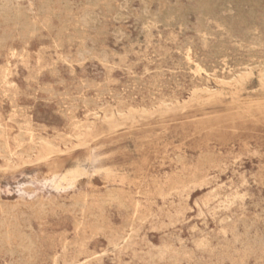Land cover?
Returning <instances> with one entry per match:
<instances>
[{"label": "rangeland", "instance_id": "obj_1", "mask_svg": "<svg viewBox=\"0 0 264 264\" xmlns=\"http://www.w3.org/2000/svg\"><path fill=\"white\" fill-rule=\"evenodd\" d=\"M80 1L0 0V264H264V0Z\"/></svg>", "mask_w": 264, "mask_h": 264}, {"label": "bare ground", "instance_id": "obj_2", "mask_svg": "<svg viewBox=\"0 0 264 264\" xmlns=\"http://www.w3.org/2000/svg\"><path fill=\"white\" fill-rule=\"evenodd\" d=\"M17 1H18V0H17ZM25 1H26V0H25ZM44 1H45V0H44ZM52 1H53V0H52ZM64 1H65V0H64ZM79 1H80V0H79ZM101 1H102V0H101ZM104 1H105V0H103L102 2H104ZM112 1H113V0H112ZM119 1H120V0H119ZM129 1H130V0H129ZM134 1H135V0H134ZM141 1H142V0H141ZM164 1H165V0H164ZM177 1H178V0H177ZM177 1H176V2H177ZM179 1H180V0H179ZM194 1H195V0H194ZM209 1H210V0H209ZM218 1H220V0H218ZM231 1H232V0H231ZM231 1H230V4H231V6H232V4L235 3V2L231 3ZM234 1H236V0H234ZM244 1H245V0H244ZM244 1H243V2H244ZM253 1H254V0H253ZM260 1H261V0H260ZM260 1H259V4L261 3ZM47 2H48V1H47ZM50 2H51V1H50ZM61 2H62V1H61ZM89 2H90V0H89ZM89 2L86 1V3H89ZM94 2H95V3H99V2H96V1H94ZM102 2H100V3H102ZM117 2H118V0H117ZM121 2H122V1H121ZM124 2H125V1H123L122 3H124ZM146 2H148V1L146 0ZM153 2H154V1H153ZM161 2L164 3L163 1H161ZM187 2H188V1H187ZM189 2H190V1H189ZM197 2H198V0H197ZM199 2H200V1H199ZM202 2H203V1H202ZM210 2H211V1H210ZM210 2H208V3H210ZM220 2H221V1H220ZM225 2L227 3L228 1H225ZM225 2L223 1V3H225ZM243 2H240V3L242 4ZM11 3H12V2H11ZM16 3H17V2H16ZM16 3H15V4H16ZM44 3H45V2H44ZM51 3H52V2H51ZM71 3H72V2H71ZM79 3H81V1H80ZM95 3H94V4H95ZM106 3H108V4L110 5V3H112V2L109 3L108 0H107ZM106 3H105V6H106ZM140 3H142V2H140ZM143 3H144V1H143ZM159 3H160V0H159ZM204 3H205V2H204ZM213 3H215V2H213ZM251 3H252V1H251ZM255 3H256V2H255ZM262 3H263V1H262ZM2 4H3V3H2ZM17 4H18V3H17ZM27 4H28V3H27ZM45 4H46V3H45ZM61 4H63V3H61ZM61 4H60V5H61ZM65 4H66V3H65ZM67 4H68V3H67ZM76 4H77V3H76ZM91 4H92V3H91ZM94 4H93V6L96 7L97 4H96V5H94ZM115 4H116V3H115ZM115 4H114V5H115ZM125 4H126V2H125L123 5H125ZM146 4H147V3H146ZM146 4L144 3V6H145ZM157 4H158V1H157ZM164 4H165V3H164ZM176 4H177V3H176ZM179 4L182 5V3H179ZM179 4H178V5H179ZM189 4H190V3H189ZM189 4H188V5H189ZM219 4H220V3H219ZM219 4H218V5H219ZM227 4H228V3H227ZM244 4H245V3H244ZM244 4H243V5H244ZM12 5H13V4H12ZM12 5H11V7H12ZM29 5H30V4H29ZM29 5H26V6H29ZM88 5H89V4H88ZM112 5H113V4H112ZM129 5H130V4H128V6H129ZM139 5H140V4H139ZM141 5H142V4H141ZM151 5H152V3H151ZM159 5H160V4H159ZM165 5H167V4H165ZM178 5H177V6H178ZM188 5H187V6H188ZM196 5H197V4H196ZM196 5H195V6H196ZM199 5H201V4H199ZM202 5H203V4H202ZM215 5L217 6V3H216ZM222 5H224V4H222ZM225 5H226V4H225ZM16 6H17V5H16ZM63 6H64V5H63ZM68 6H69V5H68ZM83 6H85V4H84ZM91 6H92V5H91ZM130 6H131V5H130ZM177 6H174V7H177ZM184 6H185V5H184ZM192 6H194V5L192 4ZM208 6L210 7V6H213V5L210 4V5H208ZM216 6H214V7H216ZM220 6H221V5H220ZM229 6H230V5H229ZM229 6L226 5V7H229ZM233 6H234V5H233ZM239 6H241V5L239 4ZM250 6H251V5H250ZM255 6H256V5H255ZM255 6H254V7H255ZM20 7H21V6H20ZM42 7L44 8V4L42 5ZM42 7H41V8H42ZM60 7H61V6H60ZM73 7H74V6H73ZM85 7H86V6H85ZM85 7H83V8H85ZM98 7H99V6H98ZM108 7H109V6H108ZM115 7H116V5H115ZM115 7H114V8H115ZM119 7H120V6H119ZM125 7H126V6H125ZM148 7H149V4H148ZM170 7H171V6L169 5L168 8H170ZM180 7H181V6H180ZM182 7H183V6H182ZM185 7H186V6H185ZM185 7H183V8H185ZM188 7H190V6H188ZM205 7H206V6H205ZM218 7H219V6H218ZM237 7H238V6H237ZM248 7H249V5H248ZM260 7H261V5H260ZM4 8H5V7H4ZM8 8H9V7H8ZM45 8H46V6H45ZM61 8H62V7H61ZM68 8H69V7H68ZM74 8H76V7H74ZM88 8H90V6H89ZM91 8H92V7H91ZM96 8H97V7H96ZM117 8H118V7H117ZM121 8L124 9L123 7H121ZM130 8H131V7H130ZM146 8H147V5H146ZM149 8H150V7H149ZM186 8H187V7H186ZM186 8H185V10H186ZM190 8H191V7H190ZM197 8H198V7H197ZM201 8H204V7L202 6ZM201 8H200V9H201ZM222 8H223V7H222ZM229 8H231V7H229ZM229 8H228V9H229ZM14 9H15V8H14ZM14 9H13V10H14ZM18 9H19V8H18ZM22 9H23V7H22ZM30 9H31V7H30ZM58 9H59V8H58ZM64 9H65V8H64ZM71 9L73 10V8H71ZM71 9H70V10H71ZM98 9H100V7H99ZM98 9H97V10H98ZM109 9H110V7H109ZM115 9H116V8H115ZM119 9H120V8H119ZM125 9H126V8H125ZM131 9H132V8H131ZM131 9H129V10H131ZM142 9H143V8H141V10H142ZM156 9H157V8H156ZM164 9H165V8H164ZM164 9H163V10H164ZM166 9H167V6H166ZM172 9H173V8H172ZM172 9H171V10H172ZM176 9H177V8H176ZM180 9H181V8H180ZM187 9H189V8H187ZM192 9H193V7H192ZM194 9H196V7H195ZM198 9H199V8H198ZM200 9H199V11H200ZM207 9H208V8H207ZM216 9H217V7H216ZM223 9H225V8H223ZM223 9H222V10H223ZM241 9H242V7H241ZM245 9H246V8H245ZM248 9H249V8H248ZM254 9H256V8H254ZM258 9H259V7H258ZM261 9H262V8H261ZM261 9H260V10H261ZM5 10H6V9H5ZM5 10H4V11H5ZM42 10H43V9H42ZM46 10H47V9H46ZM65 10H66V9H65ZM79 10H80V8H79ZM92 10H93V8H92ZM92 10L90 9V12H91ZM110 10H111V9H110ZM120 10H121V9H120ZM127 10H128V8H127ZM133 10H134V9H133ZM146 10H147V9H146ZM148 10H149V9H148ZM157 10H158V9H157ZM169 10H170V9H169ZM171 10H170L169 12H171ZM173 10H174V9H173ZM181 10H182V9H181ZM181 10H180V11H181ZM201 10H202V9H201ZM211 10H212V9H210V11H211ZM225 10H227V9H225ZM236 10H237V9H236ZM238 10H239V9H238ZM242 10H243V9H242ZM9 11H10V9H9ZM27 11H28V10H27ZM29 11H30V10H29ZM67 11H68V10H67ZM67 11H66V12H67ZM76 11H77V9H76ZM86 11H87V8H86ZM94 11H96V10H94ZM100 11H101V10H100ZM111 11H112V10H111ZM111 11H109V12H111ZM113 11H115V10L113 9ZM113 11H112V12H113ZM116 11H117V9H116ZM149 11H150V10H149ZM151 11H153V10H151ZM176 11H177V10H175L174 12H176ZM203 11L207 13V11H205V10H203ZM227 11H231V10H227ZM239 11H240V10H239ZM249 11H250V10H249ZM256 11H257V9H256ZM256 11H255V12H256ZM262 11H264V7H263V10H262ZM30 12H31V11H30ZM30 12H29V13H30ZM71 12H72V11H71ZM79 12H80V11H78V13H79ZM84 12H85V11H84ZM90 12H89V13H90ZM118 12L120 13V11H118ZM118 12H116V14H117ZM125 12H127V11H125ZM128 12H129V11H128ZM135 12H136V11H135ZM143 12H145V8H144V11H143ZM147 12H148V11H147ZM154 12H155V11H154ZM158 12H161V11H158ZM164 12L166 13V11H164ZM164 12H163V13H164ZM194 12H195V11H194ZM222 12H224V11H222ZM232 12H233V11H232ZM237 12H238V11H237ZM259 12H261V11H259ZM259 12H258V13H259ZM17 13H18V12H17ZM39 13H40V12H39ZM51 13H52V12H51ZM62 13H63V11H62ZM78 13H77V14H78ZM82 13H83V12H82ZM82 13H81V14H82ZM92 13H93V12H92ZM103 13H104V9H103ZM114 13H115V12H114ZM133 13H134V12H133ZM186 13H187V12H186ZM217 13H218V11H217ZM226 13H227V12H225V14H226ZM242 13H243V12H242ZM248 13H249V12H248ZM253 13H254V12H253ZM253 13H251V14L253 15ZM31 14H32V13H31ZM37 14H38V12H37ZM56 14H58V13H56ZM65 14H66V13H65ZM87 14H88V13H87ZM112 14H113V13H112ZM130 14L132 15V12H131ZM142 14H143V13H142ZM142 14H141V15H142ZM149 14H150V13H148V15H149ZM153 14H154V13H152V15H153ZM166 14H167V13H166ZM174 14H175V13H174ZM174 14H173V16H174ZM189 14H190V13H189ZM197 14H198V11H197ZM204 14H205V13H204ZM211 14H212V13H211ZM221 14H222V13H221ZM221 14H220V15H221ZM233 14H234V12H233ZM233 14H232V15H233ZM238 14H240V13H238ZM255 14H256V13H255ZM261 14H262V13H261ZM10 15H11V14H10ZM13 15H14V14H13ZM17 15H18V14H17ZM23 15H24V14H23ZM25 15H26V14H25ZM53 15H54V14H53ZM102 15H104V14H102ZM138 15H140V14H138ZM138 15H137V17H138ZM143 15L145 16V14H143ZM158 15H159V13H158ZM167 15H168V14H167ZM176 15H177V14H176ZM183 15H184V13H183ZM202 15H203V14H202ZM208 15H209V14H208ZM215 15H216V14H215ZM226 15H228V14H226ZM226 15H223V16L225 17ZM241 15H242V14H241ZM241 15H240V16H241ZM252 15H251V16H252ZM15 16H16V15H15ZM54 16H55L54 18H56V15H54ZM60 16H61V15H60ZM68 16H69V15H68ZM85 16H86V15H85ZM104 16H105V15H104ZM104 16H103V17H104ZM107 16H108V15H107ZM107 16H105V17H107ZM124 16H125V15H124ZM129 16H130V15H129ZM129 16H128V17H129ZM132 16H133V15H132ZM150 16H151V15H150ZM159 16H160V15H159ZM185 16H186V14H185ZM195 16H197V15H195ZM199 16H200V15H199ZM229 16H230V14H229ZM240 16L238 15V17H240ZM243 16H244V15H243ZM249 16H250V15H249ZM253 16H254V15H253ZM255 16H256V15H255ZM255 16H254V17H255ZM258 16H259V15H258ZM258 16H257V17H258ZM260 16H261V15H260ZM23 17H25V16H23ZM69 17H70V16H69ZM69 17H68V18H69ZM86 17H87V16H86ZM105 17H104V18H105ZM118 17H119V16H117V18H116L117 20L120 18V17H119V18H118ZM126 17H127V16H126ZM133 17H134V16H133ZM157 17H158V16H157ZM186 17H187V16H186ZM186 17H185V19H186ZM203 17H204V15H203ZM212 17H213V16H212ZM254 17H253V19H254ZM13 18H14V16H13ZM13 18H12V19H13ZM39 18H40V16H39ZM39 18H38V19H39ZM57 18H58V17H57ZM66 18H67V17H66ZM68 18H67V19H68ZM72 18H73V17H72ZM79 18H80V17H79ZM113 18H114V17H113ZM135 18H136V17H135ZM143 18H145V17H143ZM151 18H152V17H151ZM160 18H161V16H160ZM163 18H164V17H163ZM178 18H179V17H178ZM183 18H184V16H183ZM213 18H214V17H213ZM213 18H212V19H213ZM216 18H217V16H216ZM216 18H214V19H216ZM225 18H226V17H225ZM230 18H233V17H230ZM240 18H243V17H240ZM258 18H259V17H258ZM10 19H11V18H10ZM59 19H60V18H58V20H59ZM75 19H76V18H75ZM84 19H85V18H84ZM168 19H169V18H168ZM221 19H222V18H221ZM235 19H238V18H235ZM14 20L16 21V19H14ZM17 20H18V18H17ZM25 20H26V19H25ZM29 20H30V19H29ZM39 20H40V19H39ZM71 20H72V19H71ZM71 20H70V21H71ZM82 20H83V19H82ZM97 20H99V19H97ZM103 20H104V19H103ZM103 20H102V21H103ZM138 20H139V17H138ZM145 20H146V19H145ZM147 20H148V19H147ZM147 20H146V21H147ZM149 20H151V19H149ZM149 20H148V21H149ZM163 20H165V19H163ZM177 20H179V19H177ZM202 20H203V19H202ZM202 20H200V21H202ZM222 20H223V19H222ZM248 20H249V19H248ZM6 21H7V20H6ZM23 21H24V20H23ZM32 21H34V18H33ZM60 21H61V20H60ZM66 21H67V20H66ZM114 21H115V20H114ZM119 21H120V20H119ZM124 21H125V20H124ZM146 21H145V22H146ZM148 21H147V22H148ZM153 21H154V20H153ZM168 21H169V20H168ZM174 21H175V20H174ZM243 21L246 22L245 20H243ZM255 21H256V20H255ZM57 22H58V21H57ZM62 22H63V20H62ZM75 22H76V20H75ZM78 22H79V21H78ZM81 22H82V21H81ZM84 22H85V21H84ZM120 22H121V21H120ZM120 22H119V23H120ZM139 22H140V21H139ZM150 22H151V21H150ZM158 22H159V20H158ZM186 22H188L187 19H186ZM186 22H184V23L186 24ZM189 22H191V21H189ZM194 22H195V21H194ZM196 22H197V20H196ZM217 22H218V21H217ZM220 22H221V21H220ZM226 22H227V21H226ZM240 22H242V21L240 20ZM240 22H239V23H240ZM259 22H260V21H259ZM263 22H264V21H263ZM19 23H20V22H19ZM19 23H18V24H19ZM31 23H32V22H31ZM66 23H67V22H66ZM76 23H77V22H76ZM82 23H83V22H82ZM82 23H81V25H82ZM98 23H99V22H97V25H99ZM104 23H105V22H103V24H104ZM106 23H107V22H106ZM115 23H118V21L115 22ZM134 23H136V22H134ZM156 23H157V22H156ZM159 23H161V22H159ZM171 23H173V21H172ZM171 23H170V24H171ZM176 23H177V22H176ZM218 23H219V22H218ZM58 24H59V23H58ZM83 24H85V23H83ZM107 24H108V23H107ZM157 24H158V23H157ZM163 24H164V22H163ZM187 24H188V23H187ZM190 24H191V23H190ZM192 24H193V23H192ZM203 24H204V22H203ZM203 24H202V25H203ZM250 24H251V23H250ZM254 24H255V23H254ZM263 24H264V23H263ZM14 25H15V24H14ZM24 25H25V24H24ZM32 25H33V23H32ZM43 25H44V24H42V26H43ZM49 25L52 26V23H50ZM60 25H61V24H60ZM63 25H64V23H63ZM171 25H172V24H171ZM182 25H183V23H182ZM218 25H219V24H218ZM223 25L227 28V26H226L227 24L225 25V23H224ZM223 25H222V27H223ZM228 25H229V24H228ZM240 25H241V24H240ZM247 25H248V24H247ZM247 25H246V26H247ZM257 25H258V24H257ZM12 26H13V24H12ZM16 26H17V24L15 25V27H16ZM36 26H38V24H37ZM36 26H35V28L33 27L34 29H32V30H35V29H36ZM105 26H106V24H105ZM119 26H120V25H119ZM119 26H118V27H119ZM155 26H156V25H155ZM168 26H169V25H168ZM179 26H180V25H179ZM184 26H185V25H184ZM189 26H190V25H189ZM204 26L206 27V25H204ZM236 26H237V25H236ZM238 26H239V25H238ZM243 26H244V25H243ZM253 26H254V25H253ZM7 27H10V25L7 26ZM7 27H6V28H7ZM18 27H22V25H21V26H18ZM43 27H44V26H43ZM65 27H66V26H65ZM65 27H64V28H65ZM84 27H86V26H84ZM84 27H82V29H83ZM100 27H101V25H100ZM112 27H113V25H112ZM122 27H123V26H122ZM220 27H221V26H220ZM222 27H221V28H222ZM232 27H233V26H232ZM244 27H245V26H244ZM256 27H257V26H256ZM263 27H264V25H262L261 28H263ZM44 28H45V27H44ZM66 28H68V27H66ZM97 28H98V27H97ZM105 28L108 29L107 27H105ZM110 28H111V27H110ZM178 28H179V27H178ZM182 28H183V27H182ZM186 28H187V27H186ZM186 28H184L185 31H186ZM195 28H196V27H195ZM195 28H194V30H195ZM200 28H201V27H200ZM237 28H238V27H237ZM242 28H243V27H242ZM29 29H31V28H29ZM62 29H63V28H62ZM79 29H80V28H79ZM79 29H77V30H79ZM88 29H89V28H88ZM90 29H91V28H90ZM93 29H94V28H93ZM99 29H100V28H99ZM122 29H123V28H122ZM140 29H141V28H140ZM174 29H175V28H174ZM208 29H210V27H209ZM227 29H228V28H227ZM251 29H252V26H251ZM263 29H264V28H263ZM4 30H5V29H4ZM6 30H7V29H6ZM6 30H5V32H6V33H9V31L7 32ZM11 30H12V29L10 28V31H11ZM14 30L16 31V28H14ZM17 30H18V29H17ZM19 30H21V29H19ZM19 30H18V31H19ZM22 30H23V29H22ZM53 30H54V29H53ZM63 30H64V29H63ZM83 30H84V29H83ZM83 30H81V31L83 32ZM103 30H104V29H103ZM113 30H114V29H113ZM113 30H112V31H113ZM119 30H121V29H119ZM143 30H144V29H143ZM147 30H148V29H147ZM194 30H192V31H194ZM210 30H211V29H210ZM230 30H231V28H230ZM230 30H227V31L229 32ZM232 30H234V29L232 28ZM238 30H239V29H238ZM240 30H241V29H240ZM243 30H244V29H243ZM245 30H248V29L245 28ZM245 30H244V31H245ZM255 30H256V29H255ZM35 31H36V30H35ZM35 31H34V32H35ZM42 31H43V30H42ZM64 31H65V30H64ZM73 31H74V30H73ZM75 31H76V30H75ZM90 31H91V30H90ZM98 31H99V30H98ZM107 31H108V30H107ZM128 31H129V30H128ZM139 31H140V30H139ZM179 31H180V29H179ZM182 31H183V29H182ZM188 31H189V30H188ZM190 31H191V27H190ZM198 31H199V33H200V30H198ZM205 31H206V30H205ZM221 31H222V30H221ZM257 31H258V30H257ZM261 31H262V30H261ZM263 31H264V30H263ZM27 32H28V31H27ZM38 32H39V31H38ZM40 32H41V31H40ZM76 32H77V31H76ZM95 32H97V31H95ZM104 32H105V31H104ZM121 32H122V31H121ZM130 32H131V31H130ZM141 32H142V31H141ZM196 32H197V30H196ZM235 32L240 33L239 31H234L233 34H234ZM241 32H243V31L241 30ZM13 33H14V32H13ZM13 33H12V34H13ZM21 33H22V32H21ZM56 33H57V32H56ZM100 33H101V31H100ZM102 33H103V32H102ZM106 33H107V32H106ZM142 33H143V32H142ZM182 33H183V32H181V35H182ZM247 33H248V32H247ZM3 34H4V33H3ZM9 34H10V33H9ZM16 34H17V33H16ZM22 34H25V32L22 33ZM35 34H36V33H35ZM39 34H40V33H39ZM76 34H77V33H76ZM89 34H90V33H88L87 35L89 36ZM110 34H112V33H110ZM145 34H146V33H145ZM209 34H212V33L210 32ZM218 34H219V33H218ZM227 34H228V33H227ZM227 34H226V35H227ZM251 34H252V32H251ZM263 34H264V32H263ZM263 34H262V35H263ZM14 35H15V33H14ZM26 35H27V37H29L28 34H26ZM60 35H61V34H60ZM103 35H104V34H103ZM105 35H106V34H105ZM143 35H144V33H143ZM198 35H199V34H198ZM206 35H207V33H206ZM219 35H221V33H220ZM241 35H242V34H241ZM248 35H250V34H248ZM4 36H5V35H4ZM23 36H24V35H23ZM31 36H32V33H31ZM36 36H37V35H36ZM67 36H69V35H67ZM76 36H78V35H76ZM76 36H75L74 38H76ZM83 36H84V35H83ZM88 36H87V37H88ZM100 36H101V35H100ZM115 36H116V35H115ZM124 36H125V35H124ZM211 36H212V35H211ZM211 36H210V37H211ZM213 36H214V34H213ZM215 36H216V33H215ZM217 36H218V35H217ZM227 36H228V35H227ZM244 36H245V35H244ZM252 36H254V35H252ZM2 37H3V36H2ZM7 37H8V36H7ZM25 37H26V36H25ZM25 37H23V38H25ZM32 37H34V36H32ZM32 37H31V38H32ZM37 37H38V36H37ZM41 37L44 38L45 36L41 35ZM60 37H62V36H60ZM112 37H113V36H112ZM180 37H181V36H180ZM220 37H222V35H221ZM225 37H226V36H225ZM8 38H9V37H8ZM16 38H17V37H15L14 39H16ZM20 38H22V35H21ZM20 38H18V40H19ZM23 38H22V39H23ZM49 38H51V36H50ZM57 38H58V37H57ZM68 38H69V37H68ZM70 38H71V37H70ZM72 38H73V37H72ZM90 38H91V37H90ZM187 38H188V36H187ZM187 38H186V39H187ZM198 38H199V37H198ZM211 38H213V37H211ZM215 38H217V37H215ZM245 38H247V37L245 36ZM248 38H249V37H248ZM248 38H247V39H248ZM258 38H261V37L258 36ZM2 39H4V37H3ZM2 39L0 38V40H2ZM22 39H20L19 41H22ZM39 39H40V37H39ZM46 39H48V38H46ZM55 39H56V37H55ZM77 39H81V38H76V40H77ZM82 39H83V38H82ZM87 39H88V38H87ZM134 39H135V38H134ZM184 39H185V38H184ZM207 39H208V37H207ZM209 39H210V38H209ZM219 39H220V38H219ZM224 39H225V38H224ZM224 39H221V40H224ZM235 39H236V38H235ZM235 39H234V40H235ZM247 39H246V40H247ZM254 39H257V37L254 38ZM7 40H8V39H7ZM26 40H27V39H26ZM43 40H44V39H43ZM216 40H217V39H216ZM216 40H215V41H216ZM221 40H220V41H221ZM228 40H229V39H228ZM232 40H233V36H232ZM242 40H243V39H242ZM27 41H28V40H27ZM52 41H53V40H52ZM52 41H51V42H52ZM57 41H58V40H57ZM62 41H63V40H62ZM66 41H67V40H66ZM72 41H73V39H72ZM102 41H103V40H102ZM102 41H100V42L102 43ZM116 41H117V40H116ZM206 41H207V40H206ZM217 41H218V40H217ZM217 41H216V42H217ZM239 41H241V40H239ZM250 41H251V40H250ZM0 42H1V41H0ZM70 42H71V41H70ZM70 42H69V43H70ZM80 42H81V41H80ZM130 42L132 43V41H130ZM133 42H134V40H133ZM136 42H137V41H136ZM136 42H135V43H136ZM139 42H141V41H139ZM225 42H226V41H225ZM237 42H238V41H237ZM245 42H246V41H245ZM247 42H248V40H247ZM253 42H255V41L252 39L251 43H253ZM256 42H257V41H256ZM256 42H255V44H256ZM12 43H13V41H12ZM53 43H54V42H53ZM53 43H52V44H53ZM61 43L63 44V42H61ZM61 43H60V45H61ZM71 43H72V42H71ZM73 43H74V41H73ZM86 43H87V42H86ZM86 43H85V44H86ZM90 43H92V41H91ZM98 43H99V41H98ZM103 43H104V41H103ZM108 43H109V42H108ZM127 43H128V42H127ZM172 43H173V42H172ZM205 43H206V42H205ZM207 43H208V42H207ZM222 43H223V42H222ZM230 43H231V42H230ZM240 43H241V42H240ZM248 43H249V42H248ZM82 44H83V43H82ZM85 44H84V45H85ZM141 44H142V43H141ZM212 44H213V43H212ZM224 44H225V43H224ZM232 44H233V43H232ZM234 44H235V43H234ZM236 44H237V43H236ZM236 44H235V46H236ZM242 44H243V43H242ZM253 44H254V43H253ZM63 45H64V44H63ZM78 45H79V44H78ZM115 45H116V44H115ZM143 45H144V44H143ZM214 45H216V43H215ZM262 45H263V44H262ZM55 46H56V45H55ZM86 46H87V45H86ZM86 46H85V47H86ZM97 46H98V45H97ZM126 46H127V45H126ZM174 46H175V44H174ZM204 46H205V45H204ZM216 46H218V45H216ZM216 46H214V48H215ZM219 46H220V45H219ZM243 46H244V45H243ZM245 46H246V45H245ZM257 46H258V45H257ZM24 47H25V45H24ZM59 47L61 48L62 45L59 46ZM83 47H84V46H83ZM85 47H84V48H85ZM122 47H123V46H122ZM129 47H130V44H129ZM129 47H128V48H129ZM232 47H233V46H232ZM238 47H239V46H238ZM246 47H247V46H246ZM249 47H250V44H249ZM11 48H12V47H11ZM57 48H58V47H57ZM60 48H59V49H60ZM68 48H69V46H68ZM102 48H103V47H102ZM104 48H105V47H104ZM123 48H125V47H123ZM209 48H210V47H209ZM214 48H213V49H214ZM222 48H223V47H222ZM4 49H5V48H4ZM27 49H28V45H27ZM176 49H178V48H176ZM210 49H211V48H210ZM213 49H212V50H213ZM226 49H227V48H226ZM229 49H230V48H229ZM241 49H242V48H240V50H241ZM260 49H261V48H260ZM25 50H26V49H25ZM108 50H109V48H108ZM214 50H215V49H214ZM227 50H228V49H227ZM231 50H232V49H231ZM240 50H239V51H240ZM263 50H264V49H263ZM263 50H262V51H263ZM8 51H9V50H8ZM23 51H24V49H23ZM81 51H85V50H81ZM90 51H91V50H90ZM94 51H95V50H94ZM111 51H112V50H111ZM123 51H124V50H123ZM219 51H220V50H219ZM235 51H236V50H235ZM259 51H260V50H259ZM12 52H13V51H11V53H12ZM14 52H15V51H14ZM24 52H25V51H24ZM27 52H28V51H26V54H27ZM79 52H80V51H79ZM104 52H105V51H103L102 53H104ZM130 52H131V51H130ZM189 52H190V51H189ZM213 52H214V51H213ZM224 52H225V51H224ZM257 52H258V51H257ZM22 53H23V52H22ZM81 53H82V52H81ZM109 53H110V52H109ZM114 53H116V52H114ZM233 53H234V52H233ZM236 53H237V51H236ZM247 53H248V52H247ZM252 53H253V51H252ZM19 54H20V53H19ZM28 54H29V53H28ZM88 54H89V53H88ZM111 54H113V53H111ZM111 54H110V55H111ZM117 54H118V53H117ZM117 54H116V55H117ZM237 54H238V53H237ZM261 54H262V53H261ZM78 55L80 56L81 54H78ZM101 55L103 56V54H101ZM209 55H210V54H209ZM212 55H213V54H212ZM224 55H226V53H225ZM233 55H234V54H233ZM238 55H239V54H238ZM251 55H252V54H251ZM251 55H250V56H251ZM38 56H39V55H38ZM55 56H56V54H55ZM58 56H59V55H58ZM207 56H208V55H207ZM226 56H227V55H226ZM9 57H10V56H9ZM19 57H20V55H19ZM19 57H18V58H19ZM60 57H61V56H60ZM64 57H65V56H64ZM248 57H249V56H248ZM254 57H255V56H254ZM4 58H5V57H4ZM56 58H57V56H56ZM79 58H80V57H79ZM94 58H96V57H94ZM180 58H181V57H180ZM187 58H188V57H187ZM205 58H206V57H205ZM208 58H210V57H208ZM249 58H250V57H249ZM12 59H13V58H12ZM40 59H41V57H40ZM63 59H64V58H63ZM63 59H62V60H63ZM65 59H66V58H65ZM65 59H64V60H65ZM82 59H83V57H82ZM88 59H89V57H88ZM91 59H92V56H91ZM91 59H90V60H91ZM104 59H105V58H104ZM118 59H119V57H118ZM243 59H244V57H243ZM66 60H67V59H66ZM102 60H103V59H102ZM76 61H77V60H76ZM78 61H79V59H78ZM91 61H94V60H91ZM106 61H107V59H106ZM106 61H105V62H106ZM111 61H112V60H111ZM188 61H189V60H188ZM247 61H248V60H247ZM247 61H246V62H247ZM8 62H9V61H8ZM251 62L253 63V61H251ZM57 63H58V62H57ZM62 63H63V62H62ZM98 63H99V62H98ZM70 64H71V63H70ZM78 64H79V63H78ZM80 64H81V63H80ZM5 65H6V64H5ZM101 65H102V64H101ZM92 66L94 67L95 65H92ZM108 66H110V65H108ZM246 66H247V65H245L244 67H246ZM258 66H259V65H258ZM14 67H15V66H14ZM71 67H72V66H71ZM71 67H69V69H70ZM93 67H92V68H93ZM143 67H144V66H143ZM261 67H262V66H261ZM8 68H9V67H8ZM54 68H55V67H54ZM103 68H104V67H103ZM262 69H263V68H262ZM47 70H48V67H47ZM72 70H73V69H71V71H72ZM81 70H82V69H81ZM1 71H2V70H1ZM84 71H85V70H84ZM15 72H16V70H15ZM55 72H57V71H55ZM179 72H180V70H179ZM183 72H184V71H183ZM7 73H8V72H7ZM11 73H12V72H11ZM11 73H10V74H11ZM37 73H38V72H37ZM193 73H194V72H193ZM68 74H69V73H68ZM205 74H206V72H205ZM5 75H6V74H5ZM5 75H4V77H5ZM38 75H39V74H38ZM38 75H37V76H38ZM52 75H53V74H52ZM56 75H59V73H57ZM206 75L208 76V74H206ZM194 76H195V75H194ZM84 77H85V76H84ZM136 77L138 78L139 76H135V77H133V78L135 79ZM2 78H3V76H2ZM7 78H8V77H7ZM77 78H78V77H77ZM123 78H124V77H123ZM140 78H141V76H140ZM32 79H33V78H32ZM138 79H139V78H138ZM189 79H190V78H189ZM35 80H36V77H35ZM190 80H191V79H190ZM32 81H33V80H32ZM61 81H62V80H61ZM83 81H84V80H83ZM103 81H104V80H103ZM134 81H135V80H134ZM141 81H142V80H141ZM3 82H5V81H3ZM26 82H27V81H26ZM73 82H74V81H73ZM118 82H119V81H118ZM135 82H136V81H135ZM135 82H134V83H135ZM137 82H138V81H137ZM260 82H261L262 84H264V75H261V76H260ZM91 83H92V81H91ZM0 84H1V82H0ZM4 84H5V83H4ZM4 84H3V85H4ZM13 84H14V83H13ZM57 84H59V83L57 82ZM105 84H106V83H105ZM138 84H139V83H138ZM177 84H178V83H177ZM216 84H217V83H216ZM6 85H7V84H6ZM27 85H28V84H27ZM55 85H56V84H55ZM72 85H73V84H72ZM79 85H80V83H79ZM82 85H83V84H82ZM82 85H80V86H82ZM93 85H94V83H93ZM142 85H143V84H142ZM178 85H179V84H178ZM74 86H75V85H73V88H75ZM90 86H91V85H90ZM95 86H96V85H95ZM100 86H101V85H100ZM100 86H99V87H100ZM102 86H103V85H102ZM139 86H140V85H139ZM144 86H145V84H144ZM6 87H7V86H6ZM11 87H12V86H11ZM70 87H72V86H70ZM78 87H79V86H78ZM93 87H94V86H93ZM93 87H92V89H93ZM97 87H98V86H97ZM105 87H106V86H105ZM127 87H128V85H127ZM127 87L125 86V88H127ZM181 87H182V86H180V88H181ZM3 88H4V87H3ZM9 88H10V87H9ZM12 88H13V87H12ZM25 88H26V87H25ZM81 88H82V87H81ZM87 88H88V87H87ZM6 89L8 90V88H6ZM17 89H18V88H17ZM68 89H69V88H68ZM76 89H77V86H76ZM96 89H97V88H96ZM133 89H134V88H133ZM18 90H19V89H18ZM43 90H46V89H43ZM51 90H52V89H51ZM51 90H49V91H51ZM80 90H81V89H80ZM80 90H79V91H80ZM5 91H6V90H5ZM52 91H53V90H52ZM52 91H51V92H52ZM54 91H55V90H54ZM54 91H53V92H54ZM75 91H76V90H75ZM87 91H88V90H87ZM93 91H94V90H93ZM105 91H106V90H105ZM220 91H222V90L220 89ZM17 92H18V91H17ZM17 92H16V93H17ZM82 92H83V90H82ZM8 93H9V92H8ZM68 93H69V92H68ZM152 93H153V92H152ZM152 93H151V94H152ZM47 94H48V93H47ZM61 94H62V93H61ZM80 94H81V92H80ZM80 94H78V95H80ZM100 94H101V93H100ZM82 95H83V94H82ZM8 97H9V96H8ZM15 97H16V96H15ZM49 97H50V96H49ZM9 98H10V97H9ZM67 98H68V97H67ZM47 99H48V98H47ZM8 100H9V99H8ZM59 100H60V99H59ZM9 101H10V100H9ZM255 101H256V100H255ZM255 101H254V102H255ZM10 102H12V101H10ZM47 102H48V101H47ZM47 102H46V103H47ZM61 102H62V101H61ZM83 102H84V101H83ZM207 102H208V101H207ZM248 102H249V101H248ZM262 102H263V101H262ZM59 103H60V102H59ZM246 103H247V102H246ZM204 104H205V103H204ZM240 104H243V103L240 102ZM58 105H59V104H58ZM60 105H61V109L63 110V108H62L63 105H62V104H60ZM65 106H66V105H64V107H65ZM263 107H264V106H263ZM260 108H261V106H260ZM66 109H67V108H66ZM59 110H60V109H59ZM142 110H143V109H142ZM244 110H245V109H244ZM18 112H19V111H18ZM60 112H61V111H60ZM63 113H64V112H63ZM60 115H61V114H60ZM61 116H62V115H61ZM64 117H65V115H64ZM61 118H62V117H61ZM251 118H252V117H251ZM65 119L67 120V118H65ZM253 119H254V118H253ZM8 120H9V119H8ZM106 120H107V119H106ZM28 123H29V122H28ZM21 125H22V124H21ZM21 125H19V126H21ZM26 126H27V125H25V127H26ZM31 127H32V126H31ZM81 129H82V128H81ZM23 138H24V137H23ZM22 140H23V139H22ZM29 140H30V139H29ZM5 145H6V144H5ZM3 152H5V151H3ZM10 156H11V155H10ZM30 157H31V156H30ZM28 158H29V156H28ZM74 173H75V172H71V173H69V174H67V175H64V176H62V177L60 178V180H61V181H65V182H67V183H71V182L74 181ZM0 200H1V199H0ZM48 201H49V200H48ZM10 202H11V201H10ZM40 202H42V201L40 200ZM44 202H45V200H44ZM45 203H46V202H45ZM48 203H49V202H48ZM28 204H29V203H28ZM84 204H85V203H84ZM24 205H25V204H24ZM73 206H76V205H73ZM84 207H85V206H84ZM120 207H121V206H120ZM65 211H66V210H65ZM2 213H3V212H2ZM53 214H55V213H53ZM89 217H90V216H89ZM13 219H14V218H13ZM15 220H16V219H15ZM1 223H2V222H1ZM1 223H0V224H1ZM27 224H28V223H27ZM28 225H30V224H28ZM3 228H4V227H3ZM29 229H30V227H29ZM25 235H26V234H25ZM40 235H41V233H40ZM38 236H39V235H38ZM8 239H9V238H8ZM6 241H7V239H6ZM36 241H37V240H36ZM0 242H1V241H0ZM2 242H3V241H2ZM2 242H1L0 244H2ZM3 243H5V242H3ZM6 243H7V242H6ZM37 243H38V242H37ZM8 245H9V244H8ZM255 245H256V244H255ZM5 246H7V244H5ZM1 247H2V246H1ZM9 247H10V245H9ZM219 248H220V247H219ZM9 249H11V248H9ZM14 249H15V247H14ZM1 251H2V250H1ZM13 251H14V250H13ZM13 251L11 250L12 253H14ZM9 252H10V251H9ZM11 252H10V253H11ZM34 252H35V251H34ZM7 253H8V251L6 250V254H7ZM4 254H5V253H4ZM14 254H16V253H14ZM20 255H21V254H20ZM4 256H5V255H4ZM12 256H13V255H12ZM32 256H33V254H32ZM17 257H18V255H17ZM22 257H23V256H22ZM29 257H30V256H29ZM26 258H27V256H26ZM32 258H33V257H32ZM48 258H49V257H48ZM2 260H3V259H2ZM215 260H216V259H215ZM12 261H14V260L12 259ZM20 261H21V259H20ZM35 261H36V260H35ZM226 261H227V259H226ZM4 262H5V261H4ZM10 262H11V261H10ZM21 262H22V261H21ZM14 263H16V262H14ZM24 263L27 264V262H25V261H24ZM62 263H63V262H62ZM8 264H9V263H8ZM11 264H12V263H11ZM17 264H20V263L17 262ZM22 264H23V263H22ZM33 264H34V263H33Z\"/></svg>", "mask_w": 264, "mask_h": 264}]
</instances>
